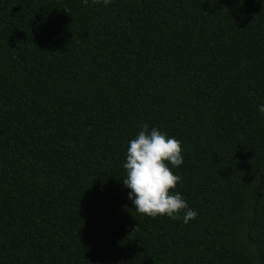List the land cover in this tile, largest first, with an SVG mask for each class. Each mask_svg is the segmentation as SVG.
I'll use <instances>...</instances> for the list:
<instances>
[{
	"label": "trees",
	"instance_id": "trees-1",
	"mask_svg": "<svg viewBox=\"0 0 264 264\" xmlns=\"http://www.w3.org/2000/svg\"><path fill=\"white\" fill-rule=\"evenodd\" d=\"M89 5L0 0V264H264V0ZM144 124L188 224L129 199Z\"/></svg>",
	"mask_w": 264,
	"mask_h": 264
},
{
	"label": "clouds",
	"instance_id": "clouds-1",
	"mask_svg": "<svg viewBox=\"0 0 264 264\" xmlns=\"http://www.w3.org/2000/svg\"><path fill=\"white\" fill-rule=\"evenodd\" d=\"M100 2L91 0L92 5ZM102 3L107 6L111 0H102ZM82 4L90 6L89 0H82ZM258 111L264 114V104L258 106ZM181 153V141L156 128L149 130L148 124H144L138 135L130 141L126 163L123 164L126 178L122 182L130 189L129 199L137 213L149 217L182 219L184 224L198 216L179 192L170 194L178 183H182V177L173 174L169 167L170 164L172 168H179L183 164Z\"/></svg>",
	"mask_w": 264,
	"mask_h": 264
}]
</instances>
